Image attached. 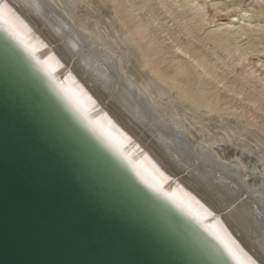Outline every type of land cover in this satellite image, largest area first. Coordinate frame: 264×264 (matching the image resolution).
I'll return each mask as SVG.
<instances>
[{"label": "bare ground", "instance_id": "1", "mask_svg": "<svg viewBox=\"0 0 264 264\" xmlns=\"http://www.w3.org/2000/svg\"><path fill=\"white\" fill-rule=\"evenodd\" d=\"M6 3L27 27L3 28L139 180L264 264V74L237 41L264 25L205 0Z\"/></svg>", "mask_w": 264, "mask_h": 264}, {"label": "water", "instance_id": "2", "mask_svg": "<svg viewBox=\"0 0 264 264\" xmlns=\"http://www.w3.org/2000/svg\"><path fill=\"white\" fill-rule=\"evenodd\" d=\"M0 264H234L84 124L1 26Z\"/></svg>", "mask_w": 264, "mask_h": 264}, {"label": "rangeland", "instance_id": "3", "mask_svg": "<svg viewBox=\"0 0 264 264\" xmlns=\"http://www.w3.org/2000/svg\"><path fill=\"white\" fill-rule=\"evenodd\" d=\"M205 1L207 2L206 3L207 7L209 6L208 9L212 8V9H210L211 13H214L215 12V10H214L215 7H219L218 4H220V6L222 5L221 6V8H222L224 6L223 5L224 2H225V4L227 6L230 7V9L228 10V12H226V14H224V12H221L219 15L217 14L218 15V18H220V17L223 18V19L218 20V23L225 22L228 19V18H225L228 14L233 13V12L234 13L236 12V13H242V16H243L242 19H244V20H250L251 19V22L254 23V24L259 23L260 25H264V12H263L264 11V8H263L264 7V0H205ZM262 1H263V3H260ZM214 2H216V3L214 4ZM210 3H212L211 5L214 4L215 6H211ZM259 8H260V10H259ZM234 9H235V11H234ZM213 10H214V12H213ZM217 10H218V8H217ZM237 10H238V12H237ZM229 11H231V12L229 13ZM233 18L234 19L235 18H238V20H239L238 22H237L236 19H235L236 21L233 20V21H235V25H237L238 23H240L242 21V19H240L241 18V15L240 14L237 17H230L229 19H233ZM255 19H256L257 22L256 21H253ZM262 30H264V28ZM256 39H253L252 36H248V35L247 36L246 35L244 36V35H242L241 37H239L237 39V41H238V44L240 43L239 45L243 44V45H241V49H248L250 47V45H252L251 47L253 49H256V52L255 51H252L253 53L250 52L248 54L249 57L247 58L246 62L249 61L248 63H249V65L251 67H254L255 66L254 69H258L259 68L260 71H258V72H261V73L263 72L262 74H264V65H263L264 64V38L263 39H258L259 41H257ZM250 41H252V42H250ZM255 43H256V45H255ZM246 46H248V48ZM250 49L251 48H249L248 51H250ZM217 53L219 54L220 52L217 51ZM219 55H222V54L220 53ZM261 63H263V64H261ZM262 76H264V75H262Z\"/></svg>", "mask_w": 264, "mask_h": 264}, {"label": "snow or ice", "instance_id": "4", "mask_svg": "<svg viewBox=\"0 0 264 264\" xmlns=\"http://www.w3.org/2000/svg\"><path fill=\"white\" fill-rule=\"evenodd\" d=\"M15 22V23H14ZM15 24L22 25L23 27H27V25L24 24V22L20 19V17L14 12L12 7L6 3V0H0V26L5 27V29L13 36H16L18 38V31L15 27ZM25 48L27 51L34 54V50L29 48L27 45H25ZM38 63H41L42 66H44L45 71H49L46 64L42 61H38ZM49 75H51V72H49ZM110 142L114 144L115 147H117V150H119V144L114 142L111 137H109ZM123 154V153H121ZM134 168H136V165H134ZM137 174L140 175V171L137 168ZM157 188L159 191L160 188L158 185H151ZM201 207H203L201 205ZM205 211H207L205 209ZM198 215V214H197ZM215 238L220 241L222 244L224 251L227 253V255L234 261V264H256V261L252 259L242 248H239L238 245L235 244V242H232V246H229L228 243L224 241V239L218 234L213 233ZM241 255L244 257V259L241 258Z\"/></svg>", "mask_w": 264, "mask_h": 264}]
</instances>
